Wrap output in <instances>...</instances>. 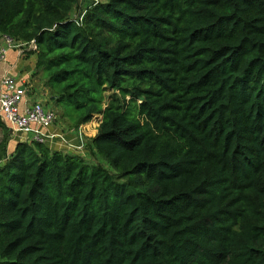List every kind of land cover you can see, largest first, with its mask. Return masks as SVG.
<instances>
[{
	"label": "trees",
	"instance_id": "1",
	"mask_svg": "<svg viewBox=\"0 0 264 264\" xmlns=\"http://www.w3.org/2000/svg\"><path fill=\"white\" fill-rule=\"evenodd\" d=\"M77 5L0 0L69 123L102 115L105 160L8 154L0 120V264H264V0Z\"/></svg>",
	"mask_w": 264,
	"mask_h": 264
},
{
	"label": "rangeland",
	"instance_id": "2",
	"mask_svg": "<svg viewBox=\"0 0 264 264\" xmlns=\"http://www.w3.org/2000/svg\"><path fill=\"white\" fill-rule=\"evenodd\" d=\"M89 1L90 0H78V5L71 14L72 17L76 18L80 16L84 12V8L87 6ZM26 51H28V49L23 48L21 51H18L17 49L12 48V56L15 55V60L19 63H17L15 60L11 61V54L9 56L7 54L6 59L0 61V63L5 66L4 68L15 66L17 69H22L26 72H30L32 70L30 81L36 84V90L32 87L31 92L28 94L31 96V98H38L44 107H48V109L51 108L56 112V120L50 128L44 131L46 138L44 144L47 145L51 150L76 154L86 158L91 163L100 162L104 164L102 161L104 159L100 156L93 155L90 152V148L88 146L90 139L97 133L101 115L97 114L88 122L80 125L78 128H74L69 123V120L63 115L64 108L62 105L55 103V99L48 92V87L40 78V74L36 71L34 67L35 62L33 64V61H35V56L33 54L27 55ZM36 92L38 94H36ZM108 94L109 91H106L105 96ZM2 137H4V132L0 127V140H2ZM8 138H10V141L7 143L8 154L13 152V144L16 143L13 142L14 140L25 142L33 141L30 134H20L15 138L14 136H12V138L11 136H8Z\"/></svg>",
	"mask_w": 264,
	"mask_h": 264
},
{
	"label": "built area",
	"instance_id": "3",
	"mask_svg": "<svg viewBox=\"0 0 264 264\" xmlns=\"http://www.w3.org/2000/svg\"><path fill=\"white\" fill-rule=\"evenodd\" d=\"M2 40L0 61L6 59L12 48L18 51L35 48L33 41L26 44L7 36H2ZM31 87L22 77L4 74L0 79V118L13 135L30 134L32 140L44 143V131L52 126L56 113L51 108H44L39 101L30 100Z\"/></svg>",
	"mask_w": 264,
	"mask_h": 264
},
{
	"label": "crops",
	"instance_id": "4",
	"mask_svg": "<svg viewBox=\"0 0 264 264\" xmlns=\"http://www.w3.org/2000/svg\"><path fill=\"white\" fill-rule=\"evenodd\" d=\"M3 44V41H2V37H0V45H2ZM9 53H8V56L10 55V57H11V61L12 60H15V55L14 56H12V52H11V50H9L8 51ZM11 61H10V63H11ZM16 61V60H15ZM17 62V61H16ZM34 62L35 61H33V64H34ZM17 63H19V62H17ZM5 66L2 64V63H0V79H1V77L4 75V74H11V75H15V76H19V77H22V78H24V79H26V80H28V81H30V76H31V72H32V70L30 71V72H26V71H24V70H22V69H17L15 66H9V68L8 67H6V68H4ZM34 67H35V64H34ZM31 82V81H30ZM31 84H32V87H35V90H36V84L35 83H33V82H31ZM36 94H38L37 92H36ZM18 135H14V138L15 137H17ZM18 140H14L13 142H17ZM13 146H14V144H13Z\"/></svg>",
	"mask_w": 264,
	"mask_h": 264
},
{
	"label": "clouds",
	"instance_id": "5",
	"mask_svg": "<svg viewBox=\"0 0 264 264\" xmlns=\"http://www.w3.org/2000/svg\"><path fill=\"white\" fill-rule=\"evenodd\" d=\"M0 37H2L1 35H0ZM3 41V40H2ZM34 42V41H33ZM30 43V42H29ZM35 44V43H34ZM35 49V48H34ZM34 49H32V50H34ZM31 50V49H30ZM13 76H15V75H13ZM28 81V80H27ZM29 83L31 84V82L29 81ZM32 85V84H31ZM32 88V87H31ZM33 88H35V87H33ZM31 91H29L28 93H30ZM28 97L30 98V100H32V102L33 101H39V102H41L38 98H31V96L28 94ZM42 103V102H41ZM44 106V105H43ZM44 108H48V107H44ZM55 112V111H54ZM56 113V112H55ZM101 115V114H100ZM101 117H102V115H101ZM56 118H57V116H56ZM0 120H1V118H0ZM2 121V120H1ZM100 121H101V119H100ZM54 123V122H53ZM4 124V123H3ZM5 125V124H4ZM6 126V125H5ZM7 127V126H6ZM10 131V130H9ZM11 133V132H10ZM17 135H20V134H17ZM12 136H14L12 133H11V138H12Z\"/></svg>",
	"mask_w": 264,
	"mask_h": 264
},
{
	"label": "bare ground",
	"instance_id": "6",
	"mask_svg": "<svg viewBox=\"0 0 264 264\" xmlns=\"http://www.w3.org/2000/svg\"><path fill=\"white\" fill-rule=\"evenodd\" d=\"M93 123V122H92Z\"/></svg>",
	"mask_w": 264,
	"mask_h": 264
}]
</instances>
